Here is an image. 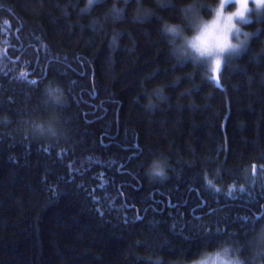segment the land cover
<instances>
[{
	"label": "trees",
	"instance_id": "1",
	"mask_svg": "<svg viewBox=\"0 0 264 264\" xmlns=\"http://www.w3.org/2000/svg\"><path fill=\"white\" fill-rule=\"evenodd\" d=\"M115 2L0 0V264H188L225 241L247 256L264 223V15L215 83L160 32L182 0H142L144 19L119 0L125 16L93 27ZM52 112L63 136L27 131ZM158 158L168 179L150 181Z\"/></svg>",
	"mask_w": 264,
	"mask_h": 264
},
{
	"label": "clouds",
	"instance_id": "2",
	"mask_svg": "<svg viewBox=\"0 0 264 264\" xmlns=\"http://www.w3.org/2000/svg\"><path fill=\"white\" fill-rule=\"evenodd\" d=\"M90 3V0H89ZM134 18L144 19L152 15V10L137 0ZM205 9L207 11L205 12ZM126 6L117 2L106 10L102 20L94 21L97 27L105 20L119 22L127 13ZM264 15V0H182L178 19L162 20L161 34L167 39L170 55L178 63L190 62L203 65L204 75L216 80L227 58H235L246 50L249 33L245 25L252 22L253 17ZM113 50L119 47V34H114L110 41ZM153 96H163V89H156ZM46 103L56 107L66 104L63 88L49 83L44 88ZM152 108L153 105H146ZM7 123V118H4ZM27 131L34 137L57 139L64 135L63 121L57 112L48 116L25 121ZM150 181L168 179L167 161L154 159L147 170ZM206 187L215 191L213 179L206 180ZM247 256L241 254V246L225 241L214 247H204L188 264H264V223L256 226L246 241Z\"/></svg>",
	"mask_w": 264,
	"mask_h": 264
},
{
	"label": "snow or ice",
	"instance_id": "3",
	"mask_svg": "<svg viewBox=\"0 0 264 264\" xmlns=\"http://www.w3.org/2000/svg\"><path fill=\"white\" fill-rule=\"evenodd\" d=\"M123 2L127 4L129 2V0H123ZM98 3H100V0H90L89 4L91 6V5L98 4ZM216 80H217V83H218L219 82V75L216 77ZM30 83L35 84L36 82L35 81H30ZM262 171H264V169H262ZM241 190H243V189H241Z\"/></svg>",
	"mask_w": 264,
	"mask_h": 264
},
{
	"label": "rangeland",
	"instance_id": "4",
	"mask_svg": "<svg viewBox=\"0 0 264 264\" xmlns=\"http://www.w3.org/2000/svg\"><path fill=\"white\" fill-rule=\"evenodd\" d=\"M258 17H260V16H255V15H254L253 19H254V18H258ZM245 30L249 33V38H250L251 32L249 31V29H246V28H245ZM214 82L217 83V80H214Z\"/></svg>",
	"mask_w": 264,
	"mask_h": 264
}]
</instances>
